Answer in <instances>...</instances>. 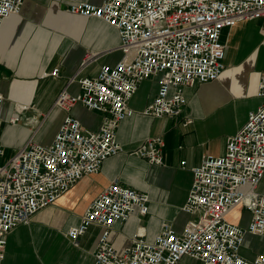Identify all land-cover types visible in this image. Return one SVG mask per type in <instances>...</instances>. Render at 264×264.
<instances>
[{"label":"built area","instance_id":"1","mask_svg":"<svg viewBox=\"0 0 264 264\" xmlns=\"http://www.w3.org/2000/svg\"><path fill=\"white\" fill-rule=\"evenodd\" d=\"M23 3L0 0V24L7 16L20 13ZM69 11L114 26L122 57L115 65L103 64L96 76L78 78L80 92L72 94L65 88L55 102L64 110L83 104L100 112L102 122L97 130L84 128L77 117L68 114L51 142L40 143L32 136L0 163V264L12 229L28 224L39 210L55 204L83 176L99 172L106 159L123 150L118 128L132 112L129 101L141 82L159 78L157 94L143 114L179 116L188 101L186 87L215 81L225 71L223 29L264 17V0L81 1ZM89 60L90 55L82 66ZM59 70L56 67L51 74ZM75 80L74 76L69 82ZM257 93L264 97V71ZM164 145L162 136H148L131 154L163 164ZM3 156L0 145V159ZM192 173L182 209L197 217L181 231L163 222L152 240L138 230L129 245L118 249L112 229L136 210L147 214L150 197L114 179L89 204L81 222L69 229V239L77 244L92 224L100 225L95 264H179L185 256L201 264H264V253L252 258L241 253L247 234L264 236V194L258 191L264 176V102L228 137L223 154L204 155ZM237 207L236 218L231 219L229 214ZM246 211L250 216L244 226Z\"/></svg>","mask_w":264,"mask_h":264},{"label":"crops","instance_id":"2","mask_svg":"<svg viewBox=\"0 0 264 264\" xmlns=\"http://www.w3.org/2000/svg\"><path fill=\"white\" fill-rule=\"evenodd\" d=\"M81 1L100 4L104 0H24L20 13L7 16L0 24V145L8 158L32 136L40 143L51 142L68 114L77 117L84 128L97 130L101 125L102 114L83 104L70 110L55 105L63 89L72 94L80 92L78 78L96 76L103 64L115 65L122 57L120 36L114 26L69 11L73 3ZM240 30L244 42L237 45L233 60L225 62L229 39ZM221 41L226 45L225 71L215 81L186 87L188 101L179 116L143 114L157 94L159 78L141 82L129 101L132 112L118 128L117 139L123 150L106 159L99 172L83 176L55 204L39 210L28 224L12 229L2 264H95L101 226L92 224L78 244L69 239L68 233L114 179L150 197L147 214L136 210L129 220L112 229V240L120 250L132 242L138 230L152 240L163 222L181 231L197 217L181 208L192 184V167L204 155L223 154L228 137L264 102L257 93L264 71V17L224 28ZM245 41L250 49L238 60L239 47ZM88 55L90 60L82 66ZM56 67L60 68L58 74H51ZM74 76L76 80L70 83ZM14 117L18 120L13 121ZM152 135L164 139L163 164L131 154ZM258 191L264 194V176ZM236 209L240 208L231 212ZM249 216L244 212L242 225H247ZM179 264L201 263L185 256Z\"/></svg>","mask_w":264,"mask_h":264},{"label":"rangeland","instance_id":"3","mask_svg":"<svg viewBox=\"0 0 264 264\" xmlns=\"http://www.w3.org/2000/svg\"><path fill=\"white\" fill-rule=\"evenodd\" d=\"M242 35V30L239 31V33H234L230 39H229V55L226 58L225 62H228L230 60H233V58L235 57L236 53H237V45L241 42H244L243 40H241L242 37H240ZM250 48H247L246 46V41L245 43L242 45V47H239V52L237 54V59L241 60L249 51ZM263 52V50H262ZM261 52V53H262ZM260 100L264 101V97H258ZM249 107H251V103L249 104ZM241 109L239 111L238 116L241 117ZM8 159V156H3L0 159V163L3 164L6 162V160ZM183 207V205L181 206V208ZM239 209L234 210L233 212L230 213V217L231 219L234 218L235 214H237ZM74 244H76L75 242H73ZM78 244V243H77ZM241 253L244 255L247 254L252 255V257H254L255 255H257L258 253H264V238H251L250 236H246L244 244H243V251H241Z\"/></svg>","mask_w":264,"mask_h":264},{"label":"bare ground","instance_id":"4","mask_svg":"<svg viewBox=\"0 0 264 264\" xmlns=\"http://www.w3.org/2000/svg\"><path fill=\"white\" fill-rule=\"evenodd\" d=\"M74 227V226H73Z\"/></svg>","mask_w":264,"mask_h":264}]
</instances>
